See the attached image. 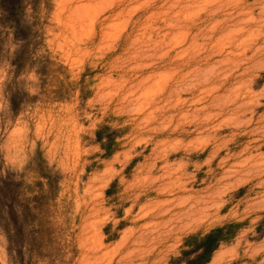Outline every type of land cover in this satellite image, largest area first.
<instances>
[{
  "label": "rangeland",
  "instance_id": "374dc122",
  "mask_svg": "<svg viewBox=\"0 0 264 264\" xmlns=\"http://www.w3.org/2000/svg\"><path fill=\"white\" fill-rule=\"evenodd\" d=\"M264 264V0H0V264Z\"/></svg>",
  "mask_w": 264,
  "mask_h": 264
},
{
  "label": "trees",
  "instance_id": "16d2710c",
  "mask_svg": "<svg viewBox=\"0 0 264 264\" xmlns=\"http://www.w3.org/2000/svg\"><path fill=\"white\" fill-rule=\"evenodd\" d=\"M238 224H227L222 227L215 228L204 236H191L185 243V247L189 248L183 250L182 259L192 254L196 257L186 260V264H206L210 261L212 254L221 246V244L232 240L237 232Z\"/></svg>",
  "mask_w": 264,
  "mask_h": 264
}]
</instances>
